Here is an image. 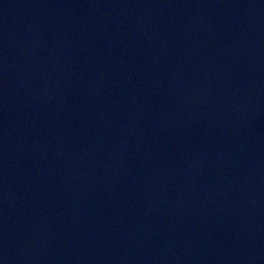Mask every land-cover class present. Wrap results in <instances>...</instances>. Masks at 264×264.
Returning a JSON list of instances; mask_svg holds the SVG:
<instances>
[{
	"label": "water",
	"instance_id": "95a60500",
	"mask_svg": "<svg viewBox=\"0 0 264 264\" xmlns=\"http://www.w3.org/2000/svg\"><path fill=\"white\" fill-rule=\"evenodd\" d=\"M0 264H264V0H0Z\"/></svg>",
	"mask_w": 264,
	"mask_h": 264
}]
</instances>
